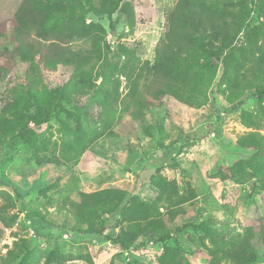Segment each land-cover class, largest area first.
<instances>
[{
    "label": "rangeland",
    "instance_id": "rangeland-1",
    "mask_svg": "<svg viewBox=\"0 0 264 264\" xmlns=\"http://www.w3.org/2000/svg\"><path fill=\"white\" fill-rule=\"evenodd\" d=\"M22 1L0 0V22ZM125 2L132 27L121 10L114 31L87 13L105 34L99 56L81 69L43 71L2 55L10 70L0 80V264H206L264 221V101L220 122L224 86L203 78L193 93L140 108L142 82L131 97L126 70L134 76L153 64L176 0ZM243 2L244 33L263 29L264 0ZM244 40L240 33L237 44ZM248 134L262 136L252 152L233 147ZM162 185L184 200L174 220L158 199ZM104 190H118L99 197L105 212L74 214L80 194ZM119 191L128 193L121 205ZM247 264H264V247Z\"/></svg>",
    "mask_w": 264,
    "mask_h": 264
},
{
    "label": "trees",
    "instance_id": "trees-1",
    "mask_svg": "<svg viewBox=\"0 0 264 264\" xmlns=\"http://www.w3.org/2000/svg\"><path fill=\"white\" fill-rule=\"evenodd\" d=\"M216 1L176 0L166 15L164 34L155 49L153 64L148 66L145 62L134 76L126 70V79L132 84L131 97L138 94L137 86L142 82V95L138 94L135 101L140 108H153L167 98L193 93L203 78L215 80L214 86H224L229 105L215 106L220 122L235 113L242 116L252 102L264 101V28L244 33L248 12L243 0ZM118 10L132 27L134 10L125 0H23L12 18L0 22V80L10 70L2 61L3 54L49 72L64 66L81 69L90 64L99 56L97 45L103 41L105 29L87 19V13L105 17L114 31L113 15ZM240 33L245 40L237 44ZM84 39L91 42V49L71 47ZM202 68L207 70L204 76L197 73ZM37 91L30 84L27 95L33 99ZM35 109V114L40 112L39 107ZM32 121L34 129L36 122L33 118ZM261 137L248 134L238 138L233 147L250 153ZM117 191L80 194V201L71 204L74 214L96 209L105 212V203L99 197ZM159 191L158 199H164L168 216L174 220L181 213L184 200L172 187L162 185ZM119 193L121 205L128 193ZM116 210L112 208L111 213ZM263 247L264 221H256L240 234L232 248L212 251L206 264H221L226 258L232 264H247L255 250Z\"/></svg>",
    "mask_w": 264,
    "mask_h": 264
}]
</instances>
